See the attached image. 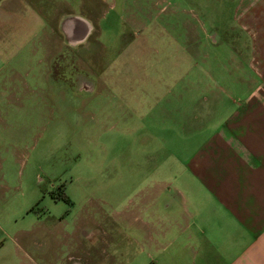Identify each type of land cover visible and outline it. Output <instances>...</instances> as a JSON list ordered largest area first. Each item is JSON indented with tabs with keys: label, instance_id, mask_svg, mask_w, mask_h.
Listing matches in <instances>:
<instances>
[{
	"label": "rangeland",
	"instance_id": "1",
	"mask_svg": "<svg viewBox=\"0 0 264 264\" xmlns=\"http://www.w3.org/2000/svg\"><path fill=\"white\" fill-rule=\"evenodd\" d=\"M32 1L0 58V264H87L98 220L139 213L216 130L237 0ZM69 13L92 25L78 44Z\"/></svg>",
	"mask_w": 264,
	"mask_h": 264
},
{
	"label": "crops",
	"instance_id": "2",
	"mask_svg": "<svg viewBox=\"0 0 264 264\" xmlns=\"http://www.w3.org/2000/svg\"><path fill=\"white\" fill-rule=\"evenodd\" d=\"M29 1L0 0V58L7 32L12 41L21 25L36 28L44 8ZM74 17L89 24V34L92 25L80 14L61 20L67 42L78 44L87 37L74 41L80 31L68 22ZM234 20L221 74L229 103L216 130L180 163L176 177L147 188L139 213L98 220L87 233L85 263L264 264V0H237Z\"/></svg>",
	"mask_w": 264,
	"mask_h": 264
},
{
	"label": "water",
	"instance_id": "3",
	"mask_svg": "<svg viewBox=\"0 0 264 264\" xmlns=\"http://www.w3.org/2000/svg\"><path fill=\"white\" fill-rule=\"evenodd\" d=\"M68 20H69L68 21L69 23L78 26L79 29H80L79 36L74 41L78 42V41L84 40L87 37V35L89 34V31H90L89 24L84 19L79 18V17L70 18ZM82 84H83V86L85 87L86 90H88V91L92 90V84L89 87L86 82H84V81L82 82L81 81L80 85H82Z\"/></svg>",
	"mask_w": 264,
	"mask_h": 264
},
{
	"label": "trees",
	"instance_id": "4",
	"mask_svg": "<svg viewBox=\"0 0 264 264\" xmlns=\"http://www.w3.org/2000/svg\"><path fill=\"white\" fill-rule=\"evenodd\" d=\"M64 200H66V197H64ZM150 264H153V263H150Z\"/></svg>",
	"mask_w": 264,
	"mask_h": 264
}]
</instances>
